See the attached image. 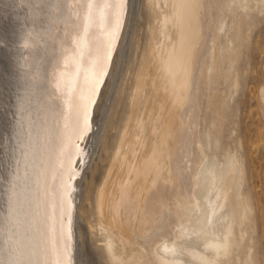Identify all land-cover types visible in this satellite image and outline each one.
I'll list each match as a JSON object with an SVG mask.
<instances>
[{
    "label": "bare ground",
    "instance_id": "1",
    "mask_svg": "<svg viewBox=\"0 0 264 264\" xmlns=\"http://www.w3.org/2000/svg\"><path fill=\"white\" fill-rule=\"evenodd\" d=\"M204 1L0 0V264H154L135 235L157 225L169 195L175 198L166 232L172 238L155 244L157 260L229 264L241 243L236 226L250 210L241 197L242 165L235 155L221 159L207 149L219 146V136L204 125L196 129L201 158L191 194L175 165L178 145L187 150L191 135L187 98L206 33ZM254 1L227 0V7L234 16L238 9L264 7V0ZM228 17H218L209 61L199 74L198 85L206 79L209 95L221 75L230 76L239 54V24ZM117 19L118 43L85 138L94 149L72 182L69 213L68 173L77 167L80 173L86 160L76 156L74 143L81 101L89 95L87 74H78L75 65L91 71ZM81 38L87 50L78 60ZM127 38L130 52L119 69ZM85 139L79 141L83 152Z\"/></svg>",
    "mask_w": 264,
    "mask_h": 264
},
{
    "label": "rangeland",
    "instance_id": "2",
    "mask_svg": "<svg viewBox=\"0 0 264 264\" xmlns=\"http://www.w3.org/2000/svg\"><path fill=\"white\" fill-rule=\"evenodd\" d=\"M208 1L212 2V17H210L208 13ZM213 2V0H205V9H207V11L203 9L200 13L202 24L205 28L204 32L206 33L203 39L204 42L201 44L202 47H200L198 53L199 55L195 60L196 63H194L190 95L187 98L188 101L186 100L189 110L186 109L192 119V123L190 122V126L187 125L188 128H186L187 131H191H188L191 133V135L188 136L190 141L187 140L189 150L187 149L188 152H186L187 150L184 149L182 144L178 145L175 155V165L179 167L181 172L180 183L183 186V190L186 188L187 192L191 194L193 188V171L196 170L201 158V156L199 158V153H201L198 140L199 134L196 129L202 128V125H204L205 128H211L214 133H218L219 146L210 145L211 147L207 149L210 151L216 149L221 159H225L226 154L227 156L235 155V157L238 158L243 169L241 197L249 204L248 209L250 208L247 215L248 219L245 218L240 226H236V232L238 231L236 235L237 242L240 243L239 241L241 240V243L238 244V248L230 255L229 264H245V260L247 259L251 264H264V7L261 9L259 5H257V7L249 9V11L238 9L234 16L233 14L231 15L227 7V0ZM254 3L255 1L252 0V4ZM203 12L207 13L204 14ZM222 15L226 17L230 15L227 18L228 21H230L229 19H233L235 23L239 24L240 36L238 37L239 39L236 40L237 51L239 50L237 53L239 54L234 62V68L230 76L225 78L221 75V79L219 78L217 82V91L209 95L207 87L208 82L206 79H204L205 81L201 86L198 85L199 74L203 69L205 70L208 64L209 55L212 50L211 47L215 42L216 23ZM203 18L205 20L208 19L205 26ZM139 31L143 35L145 31L144 27H141ZM129 42L127 38V43L124 45L122 54L125 56L123 60L120 59L119 69L127 58L126 53L128 54L130 52ZM134 61L135 56H132V61H129L131 67L126 70V78L129 80L128 83L131 82L134 75V71H130L134 65ZM116 80L117 78L114 81ZM114 89L115 86H111V89L107 93L106 101L107 98L109 99ZM200 101L202 102L200 103ZM198 104L201 105L199 106ZM213 116H216V124L210 119ZM199 122H201V124ZM95 132H99V128H97ZM94 143H96L95 139ZM92 146L94 149L92 139L90 142L88 139H85L83 147L85 148L84 155L86 156V160L83 162V167H81L80 175H78L77 178H81L90 163L93 152ZM185 153H189L187 154L188 157ZM174 200L175 198L172 195L168 196L166 204L163 206L162 216L156 223L157 225L152 229L153 231L151 230L147 235H135L143 246L146 258H149V260L151 259L154 264L162 263L161 260H157L155 257L154 247L157 244L165 243L166 239L172 238L171 233H169V235L167 231L170 232L173 226L172 220H174L175 216ZM169 222H171L170 225L168 224ZM238 227L244 230L242 233H245H240ZM164 232L165 234H163ZM240 234H242V236ZM98 242L99 240H96V243ZM99 243L101 244V242Z\"/></svg>",
    "mask_w": 264,
    "mask_h": 264
},
{
    "label": "snow or ice",
    "instance_id": "3",
    "mask_svg": "<svg viewBox=\"0 0 264 264\" xmlns=\"http://www.w3.org/2000/svg\"><path fill=\"white\" fill-rule=\"evenodd\" d=\"M122 4H126L127 0H121ZM121 29V24L119 19L116 21V31L112 32L110 38L106 42V46L104 49V54L101 59H98L91 69V71H87L81 68L80 64L77 63L75 65L78 74H84L86 72L88 85H89V95L86 99L82 98L81 101V120L79 124V131L76 136V142L74 143V147L76 149V156L79 158H83L84 152L83 149L80 148L79 141H82L86 138V136L92 131V110L94 105H96L99 101L101 95V89L105 83V78L108 75V67L109 64L115 54V47L118 43L119 37L117 36V32ZM78 47L80 48V54L78 56V60H82L86 55L87 50V41L81 40L78 42ZM69 167L71 168V159L69 160ZM79 173V168L72 169L68 173V181L66 185V190L68 192V209L69 213L72 208L71 202V193L74 191L73 180L77 178ZM68 238L71 237V232L67 233Z\"/></svg>",
    "mask_w": 264,
    "mask_h": 264
},
{
    "label": "water",
    "instance_id": "4",
    "mask_svg": "<svg viewBox=\"0 0 264 264\" xmlns=\"http://www.w3.org/2000/svg\"><path fill=\"white\" fill-rule=\"evenodd\" d=\"M12 66V63H11V65H10V67ZM13 89V87L11 88V87H8V92L10 93V92H12L11 90ZM7 91H6V89H5V93H8ZM12 98V97H11Z\"/></svg>",
    "mask_w": 264,
    "mask_h": 264
}]
</instances>
